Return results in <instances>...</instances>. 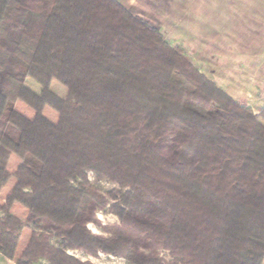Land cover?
I'll return each mask as SVG.
<instances>
[{
  "label": "trees",
  "instance_id": "1",
  "mask_svg": "<svg viewBox=\"0 0 264 264\" xmlns=\"http://www.w3.org/2000/svg\"><path fill=\"white\" fill-rule=\"evenodd\" d=\"M43 1V26L11 55L18 73L0 61V253L90 264L51 250L28 223L79 230L87 194L69 181L91 169L155 203L140 218L115 206L114 239L90 247L80 231L69 246L264 264V107L248 112L113 0ZM18 4L0 0V33Z\"/></svg>",
  "mask_w": 264,
  "mask_h": 264
},
{
  "label": "rangeland",
  "instance_id": "2",
  "mask_svg": "<svg viewBox=\"0 0 264 264\" xmlns=\"http://www.w3.org/2000/svg\"><path fill=\"white\" fill-rule=\"evenodd\" d=\"M113 1L157 30L169 47L177 48L199 74L248 112L257 115L264 107L258 108L259 103L264 102V95L247 85L251 82L249 79L259 72L255 70L260 66L258 61L264 59V0ZM44 4L43 0H19L11 18L4 22V30L0 33V61L8 74L18 73L12 53L30 40L34 29L43 26L47 16ZM5 72H0V88L6 81ZM5 133L17 141L15 128L6 125ZM69 184L87 194L81 205L84 213L79 230L72 232L69 227H63L60 232L42 220L28 223L37 236L46 239L48 248L90 264H149L151 259L158 264L184 263L169 250L151 244L140 247L133 259L98 247H95L96 254L92 255L83 248L69 246V243L79 241L74 237L80 231L86 234L85 242L81 243L90 247L93 240L107 244L114 239L115 229L120 226L115 206H122L127 213L140 218L143 207L151 208L155 203L154 194L121 186L91 169L82 170L70 179ZM24 192L29 189L25 188ZM0 264L17 263L0 253ZM29 264L48 262L40 256Z\"/></svg>",
  "mask_w": 264,
  "mask_h": 264
},
{
  "label": "crops",
  "instance_id": "3",
  "mask_svg": "<svg viewBox=\"0 0 264 264\" xmlns=\"http://www.w3.org/2000/svg\"><path fill=\"white\" fill-rule=\"evenodd\" d=\"M119 1V0H118ZM122 3V2H121ZM123 4V3H122ZM125 5V4H123ZM127 7V6H126ZM258 63H260V66L255 68V70L258 69V73L254 76H252L249 80L251 81L250 84H247L249 87H251L250 89H256V90H259L258 94L260 95H264V59H261L260 61H258ZM240 71L243 70V68H239ZM225 88V86H224ZM228 93V92H227ZM231 95V93H229ZM253 95L257 96L256 93H254ZM240 101V100H239ZM260 107L258 108H262V106L264 105V102H260ZM252 105V104H250ZM254 107V104L253 106H251V108Z\"/></svg>",
  "mask_w": 264,
  "mask_h": 264
}]
</instances>
